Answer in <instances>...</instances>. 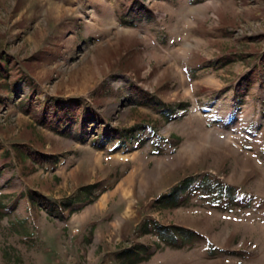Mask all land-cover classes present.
Wrapping results in <instances>:
<instances>
[{"label": "rangeland", "instance_id": "374dc122", "mask_svg": "<svg viewBox=\"0 0 264 264\" xmlns=\"http://www.w3.org/2000/svg\"><path fill=\"white\" fill-rule=\"evenodd\" d=\"M145 2L154 4L157 18L139 0H0V264H123V250L154 242L150 264H211L225 255L231 264H264V68L262 83L240 105L234 83L215 95V78L192 83L197 67L187 63L210 54L221 63L216 76L231 80L264 62V0ZM185 47L194 51L188 59ZM162 103L186 112L168 123L157 115ZM142 123L157 131L144 135ZM170 133L181 141L172 174L157 159L148 164L145 146L119 154L127 144ZM113 144L120 146L110 153ZM122 162L133 169L127 177ZM205 169L209 185L187 205L207 212L189 220L212 237L217 225L230 232L236 240L227 251L181 229L140 234L148 215L167 222L175 212L151 202L165 190L161 181L191 176L188 184ZM114 181L104 202L97 197L86 212L70 211L64 229L63 204ZM83 187L93 188L80 194ZM92 219L103 220L95 230L103 238L83 243L73 229ZM170 236L179 242L171 252Z\"/></svg>", "mask_w": 264, "mask_h": 264}, {"label": "crops", "instance_id": "0c3cea01", "mask_svg": "<svg viewBox=\"0 0 264 264\" xmlns=\"http://www.w3.org/2000/svg\"><path fill=\"white\" fill-rule=\"evenodd\" d=\"M139 3L143 4L142 0H139ZM147 4L149 6V9L147 7ZM147 4H145V5L149 11V14L152 15V17L150 19L157 18V16H159L157 14V12H158L157 8L154 6V4H151L148 2H147ZM145 5H143V7H141V6H139V7L141 9H144V11L146 12V9L144 7ZM137 14H140L139 18H143L146 16L145 14L143 15L140 12ZM137 17L138 16L135 15V17H133L132 19H137ZM128 19L131 21L132 20L131 16ZM166 34H168V33L166 32ZM147 35H148V37L151 36L153 39L155 37V35L153 33L151 34L150 32H147ZM159 42H161V41H159ZM188 51H193V49L191 47H185L184 48V55H185L186 59H188V56H187ZM199 61L200 62L195 63L194 56L191 57L190 61H187V63L189 62L190 66L192 68L197 67V69L192 70V74L194 75L192 83H203V85H204V83L207 82V81H205V78H213L214 77L216 82H217L216 83L217 85H214V87H215L214 89L215 90H222V92H223V91L227 90L231 86V84H233L236 80L239 81L240 78L242 77V74L239 75L240 71L236 74L237 76L235 77V79H231V80L223 79L222 80V79H220V76L217 77L216 76L217 68H220L221 63L214 61L210 54H206L204 56V59H200ZM250 65H252V64H250ZM250 65H247L246 68H248ZM245 74L246 73L244 72V75ZM258 85H259V81L256 82L254 86H258ZM249 92H251V91H249ZM235 98L237 99V101H239L236 94H235ZM234 106H235V103L234 104L232 103V105L230 107V114H229L230 117L232 115V110H233ZM173 110H174V107H172V105H170L169 103H162L161 107H156V111L158 112L157 115L162 117L168 123L173 121L171 119ZM142 127H143L142 131L145 134H147V132H149V131H155V132L157 131V129L155 130L154 126L151 123H148V124L142 123ZM139 134H142V133L139 132ZM179 141H180V138L177 135L170 133L166 137L155 140L154 142H145V144H142V146L139 145L138 149H136V150L126 151L122 147L119 154L121 156H124V155L128 156L131 153L136 154L137 152H139V150L143 146H145V147H147V149L149 151L147 154V157H145L147 159L148 164L151 161L150 159H157V161H161L160 168H162L164 173L165 174H170V173L172 174L173 173L172 170H173V166H174L172 163L173 155L176 153V145L179 143ZM180 143H181V141H180ZM119 146L120 145H118V144H113L112 146L108 145L107 147L105 145L106 149L108 151H110V153L113 152L114 150L118 149ZM185 148H187L186 145L184 146V148L181 147V149L179 150V154L181 152H184V154H185L186 153ZM108 161H111V160H108ZM122 163H124V162H122ZM123 167H124V169L122 170L121 175L123 177H127L129 175V173H131L133 171V169H132V167H130V165L128 163H124ZM115 168L116 169L119 168V165H118V167L116 166ZM200 173H201L200 176L197 177L198 179H195L197 181V182L195 181L197 183V186L200 183L201 178L203 176L207 175L208 170H206V169L202 170ZM190 177L191 176H187V177H184L182 179H175L174 178L170 182H168L167 180L161 181V183L165 187V190L162 192V194H158V196L152 198L151 202H154L155 206L161 203V207H163L165 210H170V211H175V212H174V214H172L171 219L167 220V222H163L159 217H155L153 215H148L147 220L140 227V229H141L140 234L146 235L149 233L150 234L155 233L157 236H159L158 232L156 233L155 232L156 230L154 231V229H157L159 227H161V228L162 227L177 228V229L183 230V233H184L183 235L193 236V237L197 236L199 238H206L208 240L209 244H211L216 249H218L222 252L227 251L226 245L228 244V242H234V240H236V238L230 232H225L222 234L221 229H220L221 226L218 227V225H217V226L213 227V230L215 233H214V236L212 237L211 235H208L207 233L201 231L200 229H198L197 227H195L191 224L192 221L189 220L190 218H194L197 216V218L200 219V215H203L204 212H207V211H205L206 210L205 209L203 212H201L200 210L196 209L195 206L187 205L190 198H195L194 194H195V191H197V189L194 191V189H195L194 187L196 185L195 182H194V184H192V182H190L188 184L183 185V187H181L182 184L184 183V181H186ZM209 181H210V179H209ZM83 185L84 184H82V186ZM116 187H117V181H115L111 187H108V189L103 191L98 196V198L102 197L101 201H103L106 198V196H108V193L110 191L116 189ZM231 187H233V186H231ZM31 204L33 207L30 204H28V209H29L30 213H32V209H36L35 199H33V202H31ZM89 204L90 203L82 201L81 203H77V204L73 203L71 205V207H69L68 209H65V210L60 209L59 211L61 213V219L64 222L65 221L67 222L68 219L70 220L73 213L78 212V211L86 212V207ZM71 209H76V210H72V212H71L72 214H71L70 213ZM44 212H46V211H44ZM82 214H84V213H82ZM173 215H174V217H173ZM107 216H111L110 212L107 213ZM178 218H182V220H178ZM148 219H151V220H148ZM219 219H220V216H219ZM102 221L103 220H101V219H97V220L92 219V220H88V221H83L81 224H78L77 228H74L73 231L75 233L80 232V234L83 236L82 239H85V242H83V243H87V241H89V239H93V237H96V239L101 241L103 238V234L99 233L96 235L95 230L100 229L102 227V224H104V223H102ZM150 221H152V222H150ZM66 222L64 224V229H66V227H68V223H66ZM124 223L125 222L123 221L121 228H118V229L124 230ZM87 228L89 229V232H91V234H89L90 236H88V234H86V232H84V234H83V231H85ZM216 230H219V231H216ZM70 237H71L70 239H73L74 234L72 233V235H70ZM167 237H168V234H167ZM71 243H72V241L70 240V244ZM177 243H179V242H177ZM172 245L175 246V244L172 242V237L170 236V243L165 247V251L171 252L172 250L168 249V248H169V246H172ZM156 255H157V252L152 254L146 260L141 261L137 264H150L151 258H153ZM114 256H116V255L115 254L110 255L108 260L114 259ZM212 257H213L212 255H209L208 259H212ZM80 258L82 261L83 260L82 253H81ZM217 260H219V262L211 263V264H231V263L227 262L228 259H227L226 255L225 256H219Z\"/></svg>", "mask_w": 264, "mask_h": 264}, {"label": "trees", "instance_id": "16d2710c", "mask_svg": "<svg viewBox=\"0 0 264 264\" xmlns=\"http://www.w3.org/2000/svg\"><path fill=\"white\" fill-rule=\"evenodd\" d=\"M253 82H254V74L252 72V74L249 75V78L246 81H244V83H242V85L245 89H248L249 87H251L253 85ZM1 86L5 87V84L3 83ZM20 157H21V159L25 160V156L23 154H21ZM92 188L91 187H86V188L83 187L80 191V194H82V192H84V194H86V192H88ZM69 203L64 204V207L68 206ZM142 251H143V247L141 245H136L132 249L123 250L119 254L120 255L119 258L123 259L122 260L123 264H135V263L141 261V258L138 256V254Z\"/></svg>", "mask_w": 264, "mask_h": 264}]
</instances>
